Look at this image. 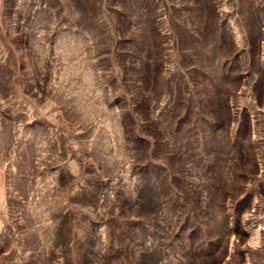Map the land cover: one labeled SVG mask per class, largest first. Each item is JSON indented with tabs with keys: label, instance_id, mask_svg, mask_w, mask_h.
<instances>
[{
	"label": "rangeland",
	"instance_id": "obj_1",
	"mask_svg": "<svg viewBox=\"0 0 264 264\" xmlns=\"http://www.w3.org/2000/svg\"><path fill=\"white\" fill-rule=\"evenodd\" d=\"M0 264H264V0H0Z\"/></svg>",
	"mask_w": 264,
	"mask_h": 264
}]
</instances>
